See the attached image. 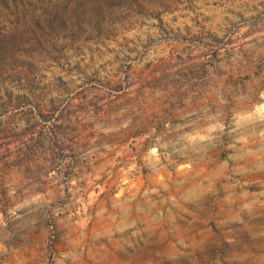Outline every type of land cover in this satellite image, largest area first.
Masks as SVG:
<instances>
[{
	"label": "rangeland",
	"instance_id": "rangeland-1",
	"mask_svg": "<svg viewBox=\"0 0 264 264\" xmlns=\"http://www.w3.org/2000/svg\"><path fill=\"white\" fill-rule=\"evenodd\" d=\"M0 264H264V0H0Z\"/></svg>",
	"mask_w": 264,
	"mask_h": 264
}]
</instances>
